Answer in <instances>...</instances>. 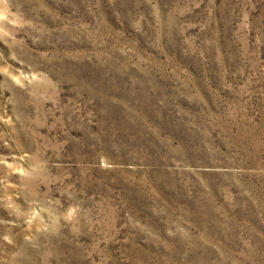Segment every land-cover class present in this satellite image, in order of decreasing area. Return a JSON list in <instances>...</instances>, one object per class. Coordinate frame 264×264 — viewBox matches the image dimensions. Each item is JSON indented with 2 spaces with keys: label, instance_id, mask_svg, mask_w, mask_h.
Wrapping results in <instances>:
<instances>
[{
  "label": "rangeland",
  "instance_id": "1",
  "mask_svg": "<svg viewBox=\"0 0 264 264\" xmlns=\"http://www.w3.org/2000/svg\"><path fill=\"white\" fill-rule=\"evenodd\" d=\"M0 264H264V0H0Z\"/></svg>",
  "mask_w": 264,
  "mask_h": 264
}]
</instances>
